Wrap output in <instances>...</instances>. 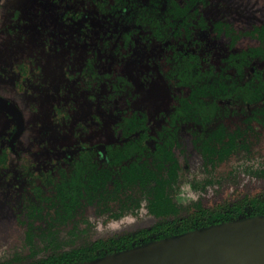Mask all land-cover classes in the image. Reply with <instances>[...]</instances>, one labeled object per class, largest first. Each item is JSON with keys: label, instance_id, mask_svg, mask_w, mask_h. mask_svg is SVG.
<instances>
[{"label": "flooded vegetation", "instance_id": "obj_1", "mask_svg": "<svg viewBox=\"0 0 264 264\" xmlns=\"http://www.w3.org/2000/svg\"><path fill=\"white\" fill-rule=\"evenodd\" d=\"M249 4L0 0V221H14L15 237L22 234L17 245L13 239L0 245V264L23 252L25 229L15 221L26 217L18 213L36 181L32 174L68 169L84 152L100 166L116 145L135 138L154 150L158 132L195 83H227L224 76L236 74L224 70L228 55L258 43L245 32L264 25V1ZM257 67L264 78V61ZM253 72L236 78L242 83ZM153 91L167 103L150 110L139 98ZM15 95L29 98L27 109ZM178 132L193 148L185 124Z\"/></svg>", "mask_w": 264, "mask_h": 264}, {"label": "trees", "instance_id": "obj_2", "mask_svg": "<svg viewBox=\"0 0 264 264\" xmlns=\"http://www.w3.org/2000/svg\"><path fill=\"white\" fill-rule=\"evenodd\" d=\"M245 34L258 43L246 44L224 59V70L234 69L236 74L225 75L227 83L221 78L195 83L190 96L175 108L169 125L158 132L154 150L143 138H135L116 145L109 161L100 166L90 152H84L68 169L32 174L36 181H32L31 194L24 195L18 213L26 217L15 221L25 229L23 252H15L3 264H79L201 228L264 215L263 195H244L215 207H206L199 200L178 201L181 124L192 132L193 149L208 174L236 153H250L253 145H264V78L257 67L264 61V25L252 26ZM248 68L254 72L241 83L236 75L242 78ZM190 72L189 68L187 74ZM220 98L230 99L231 105L219 104ZM257 174L264 175V169ZM211 181L206 179L200 188ZM89 209L101 222L118 221L142 210L151 222L93 238Z\"/></svg>", "mask_w": 264, "mask_h": 264}, {"label": "rangeland", "instance_id": "obj_3", "mask_svg": "<svg viewBox=\"0 0 264 264\" xmlns=\"http://www.w3.org/2000/svg\"><path fill=\"white\" fill-rule=\"evenodd\" d=\"M5 1L9 2L10 0ZM22 1L24 2V0ZM215 2L217 0H214ZM254 2L255 0H250L251 4ZM240 5L242 4L238 2L236 6ZM2 27L3 24H0V29ZM153 92L157 94L149 93L148 96L139 98L140 104H148L150 110H155L158 106H165L167 102L162 103L164 100L163 93L161 91ZM10 94L13 96L12 93ZM15 98L17 99L18 97L15 95ZM17 100L22 108L27 109L29 98L19 97ZM29 122H31V119ZM183 144L182 150H177L181 163L178 179L179 202L190 203L191 201L199 200L206 207H215L225 202H232L244 195L264 196V175L260 176L257 174L258 170L264 169V145H253V150L250 153H236L226 164L221 165L215 171L212 170L211 174H208L203 167L201 158L192 148L187 136L184 137ZM230 170L233 172L230 175H226ZM206 179H212V181L207 186L200 188L201 183ZM87 215L92 223L90 231L92 237L146 226L151 222L149 218L145 217L143 210L138 212L137 215H128L118 221L103 220L101 222V219L93 214L92 209L87 211ZM2 226L5 228L3 227V230H0V245L3 246L10 243L11 239L15 241L16 245L19 244L22 234L18 233V236L15 237L14 231L16 227L13 221H0V229Z\"/></svg>", "mask_w": 264, "mask_h": 264}, {"label": "water", "instance_id": "obj_4", "mask_svg": "<svg viewBox=\"0 0 264 264\" xmlns=\"http://www.w3.org/2000/svg\"><path fill=\"white\" fill-rule=\"evenodd\" d=\"M79 264H264V215L201 228Z\"/></svg>", "mask_w": 264, "mask_h": 264}]
</instances>
